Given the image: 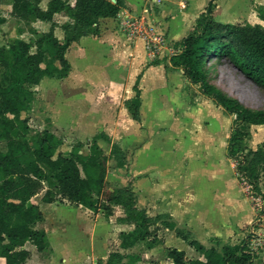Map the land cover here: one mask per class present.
<instances>
[{
    "label": "crops",
    "instance_id": "crops-1",
    "mask_svg": "<svg viewBox=\"0 0 264 264\" xmlns=\"http://www.w3.org/2000/svg\"><path fill=\"white\" fill-rule=\"evenodd\" d=\"M49 1L42 0L41 7L47 9ZM210 1L125 0V8L118 17L99 21L98 36L83 37L70 46L66 54L71 65L69 76L43 79L28 114L31 127L36 124L39 132L49 129L63 140L65 152L75 143L87 144L97 134H104L119 145L131 164L128 170L118 168L107 176L109 188L113 191L127 186L130 177L137 206L154 218L162 217L154 227L156 237L152 240L156 242L151 248L141 245L125 251L121 248V235L134 230L135 224L118 222V218L125 217L123 211L107 216L103 210L94 213L72 205L67 199L61 198L62 202L57 205L40 202L35 197L33 201L41 207L44 222L48 218L44 208L47 206L53 212L50 223L54 227L53 231H45L49 250L39 252L27 245L31 252L27 264H97L114 252L139 255L142 261L138 264H173L166 256L168 248L184 251L191 260H204L203 255L198 253L199 256L195 248L178 237V232L195 238L206 248L222 251L224 246L230 245L223 236L224 229L212 226L209 221L215 222V219L199 221L194 217L195 212L201 210H195L197 199L206 197L203 190L211 185L203 187L199 183L202 180L195 175L196 162L187 157L193 155L195 143L201 140L202 134L210 139L218 136L219 129H227L232 115L222 107L216 109L217 104L204 95L201 85L193 84L183 69L173 66L170 58L146 68L145 62L150 59L143 46L128 41L123 33L124 24L137 18L158 27L170 42L182 41L192 33L196 20ZM1 3L0 16L4 23L0 25V41L3 34L4 40L14 35L11 31L14 18L2 11L4 8L10 13L12 0ZM214 17L223 24L228 22L224 17L218 19L216 12ZM57 18H62V22ZM54 19L59 26L70 22L65 14H57ZM32 26L44 33L49 31L51 23L38 21ZM42 26L47 29L41 30ZM55 35L64 38L60 27L56 28ZM1 46L4 44L0 42ZM137 82L141 94V122L133 120L125 107V101L136 96ZM98 143L110 155L112 144L103 139ZM208 168L214 173L217 169L214 164H209ZM114 174L121 177V181L110 179ZM79 219L88 226L74 225ZM163 222L173 223L175 229L170 230ZM43 223L38 224L37 229H43L40 227ZM76 231L78 243L74 242ZM207 234H210L208 238ZM212 236L217 239L216 244Z\"/></svg>",
    "mask_w": 264,
    "mask_h": 264
},
{
    "label": "trees",
    "instance_id": "trees-1",
    "mask_svg": "<svg viewBox=\"0 0 264 264\" xmlns=\"http://www.w3.org/2000/svg\"><path fill=\"white\" fill-rule=\"evenodd\" d=\"M2 0H0V8ZM217 0H211L199 18L193 31L182 42L183 50L171 58L174 67L184 70L193 84L201 85L204 95L212 99L230 115H235L234 131L228 140L227 157L235 164L241 183L249 187L252 195L264 199L261 184L264 179V146L248 148L246 141L251 134L247 128L264 125V111L253 110L239 100L210 83L205 63L210 58L231 60L252 81L264 89V28L257 24H223L214 14ZM125 8V0H50L47 9L41 0H12L10 15L20 23L38 21L51 23L50 30L40 33L31 27L35 36L26 42L19 29L12 42L0 47V258L4 264H27L31 245L39 252L49 250L47 233L37 229L45 220L41 207L33 201L47 189L42 201L53 203L56 197L67 199L72 205L82 206L94 213L101 210L107 216L120 207L125 215L118 218L122 224L134 223L135 229L123 232L121 248L131 251L145 245L151 248L157 221L137 206L131 179L125 187L110 190L107 182L108 163L114 158L119 168L128 170L130 161L123 149L104 134H97L87 144L75 143L69 152L63 151V140L49 129L30 138L31 126L28 114L36 99L37 87L45 78L65 79L71 65L66 54L73 43L83 37L98 36L99 21L116 18ZM65 14L70 22L59 26L55 15ZM264 21V10L258 12ZM4 19L0 16V25ZM64 32V38L55 35L56 28ZM36 49L32 52V49ZM136 96L125 101L131 118L141 122V94L138 82L134 86ZM112 144L107 155L98 141ZM51 186L56 190L51 192ZM264 212V211H263ZM163 224L170 230L175 225ZM154 228V229H153ZM178 236L201 253L204 260L188 259L177 248L166 249V256L173 264H255L256 254L247 249V239L239 245H226L222 251L206 248L200 242L178 232ZM142 257L131 253L114 252L97 264H138Z\"/></svg>",
    "mask_w": 264,
    "mask_h": 264
},
{
    "label": "rangeland",
    "instance_id": "rangeland-1",
    "mask_svg": "<svg viewBox=\"0 0 264 264\" xmlns=\"http://www.w3.org/2000/svg\"><path fill=\"white\" fill-rule=\"evenodd\" d=\"M260 10H264V0H217L216 16L219 17L218 19H223V17L227 18L228 22H226V24L250 23L252 25L259 24L264 28V21L258 17V12ZM2 11L4 14H8V16L10 15L8 9L2 8ZM60 19L62 18H57V21L62 22ZM11 25V31L14 35H12L13 37L10 36L8 40H4L5 34H3L0 41L2 44L5 45V41L6 44H8L17 36L19 37V29H24L25 33L21 36L27 42H32L35 39V36L31 34V24L24 22L20 23L14 18ZM43 29L46 30L47 28L42 26L41 30ZM182 42L183 40L174 39L172 42L168 43L167 49H163L162 54L158 55L161 59L147 60L145 62L146 68L152 64L164 62V59H171L175 57V55L180 54L183 50ZM35 51V48L32 49V52ZM146 56H148L147 53ZM205 66L208 70V80L210 83L214 84L229 96L239 100L244 106L253 110L264 111V89L252 81L242 70L233 64L231 60L212 57L206 61ZM219 108H221V106L217 104L216 109ZM235 120L236 116L232 115L227 129L225 127L221 129V131L219 129V134L218 136L216 135L215 138L210 137L209 139L207 135L203 136L202 134L201 140L195 143L194 150L192 151L193 155L187 157V159L191 158L196 162L195 164L198 170H195V175L201 176L200 179L202 180L199 181V183H202L203 187L209 184L211 185L210 188L203 190V194H206V197L197 199L198 206H195L197 207L195 210H201L195 212L196 214H194V217H198L199 221L208 220L209 218L215 219V222H213V220L209 221L212 222V226L216 225L224 229L223 236H226V241H228L230 245H239L250 236L246 248L256 254L255 264H264V199L262 196L256 197L252 195L249 191V187L239 181L235 171V164L227 157L228 140L234 131ZM247 130L251 134L250 139L246 141L248 148L257 149L260 146H264V125L251 126L247 128ZM38 132V126L35 124L34 127H31L29 137L34 138ZM62 149H64V152L67 151L65 147ZM209 164L216 165L217 169L215 173L209 170ZM118 168L117 161L111 157L108 163V175ZM113 178H117L118 181H121V177H116L115 174L111 175L110 179ZM118 185L119 184H116V186ZM261 190L264 192V179L261 184ZM46 191L47 189L43 190L35 199L43 202L42 198ZM55 191L56 190L51 186V192L55 193ZM61 202L62 199L56 197L53 204L59 205ZM44 209L48 218L40 227L45 231L46 229L51 231L54 225L50 223V215H52L53 212L47 206ZM120 209L115 208V214L122 211V209ZM74 225L77 227L88 226L83 219L74 221ZM202 226L204 225H201V227ZM208 228H210V226ZM186 233L189 234L188 232ZM208 235L210 234H207L205 237L208 238ZM73 236L74 242L78 243V231H76ZM192 240H195V238H192ZM211 240L213 244L217 243V239H215L214 236H212ZM195 253L198 254L199 252L196 250ZM199 254L202 255L201 253ZM32 262H34V260ZM0 264H4V260L1 258Z\"/></svg>",
    "mask_w": 264,
    "mask_h": 264
},
{
    "label": "built area",
    "instance_id": "built-area-1",
    "mask_svg": "<svg viewBox=\"0 0 264 264\" xmlns=\"http://www.w3.org/2000/svg\"><path fill=\"white\" fill-rule=\"evenodd\" d=\"M123 33L128 41L142 45L150 60L161 59L158 55L162 54L163 49H167L170 43L158 27L137 18L124 24Z\"/></svg>",
    "mask_w": 264,
    "mask_h": 264
}]
</instances>
